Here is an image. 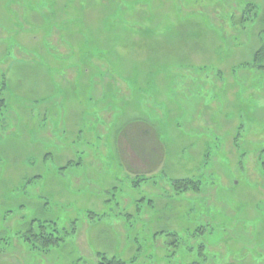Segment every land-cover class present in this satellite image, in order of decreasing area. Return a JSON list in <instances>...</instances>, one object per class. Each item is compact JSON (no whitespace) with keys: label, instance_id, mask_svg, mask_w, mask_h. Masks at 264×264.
Wrapping results in <instances>:
<instances>
[{"label":"rangeland","instance_id":"374dc122","mask_svg":"<svg viewBox=\"0 0 264 264\" xmlns=\"http://www.w3.org/2000/svg\"><path fill=\"white\" fill-rule=\"evenodd\" d=\"M263 45L264 0H0V264H264Z\"/></svg>","mask_w":264,"mask_h":264},{"label":"trees","instance_id":"16d2710c","mask_svg":"<svg viewBox=\"0 0 264 264\" xmlns=\"http://www.w3.org/2000/svg\"><path fill=\"white\" fill-rule=\"evenodd\" d=\"M235 26V25H233ZM241 27V26H240ZM239 23L236 25V30H239ZM253 67L264 69V45L257 51L255 59L252 63ZM6 87L5 81L3 82L4 91ZM1 90V92H2ZM4 109H6V100L1 98L0 100V119L3 116ZM4 122V118L0 120V123ZM264 168V164H262ZM140 182H147V178H141ZM138 183V181H136ZM168 186L174 193H176L178 197H182L184 194H189L190 192H199L202 189V183L196 182L193 180L185 179V180H169ZM92 219L98 220L99 218L94 214H91ZM37 220L31 222L30 227L27 229V232L22 234L24 240L28 243L34 244V247L41 248L44 252L49 253L52 252L53 249L59 248L66 243V238L70 237V233L74 234V230L72 232H61L56 228V225L52 223L43 222L39 227H36L34 224ZM47 224V225H46ZM48 226V228H47ZM52 230V232H50ZM201 234V231H200ZM21 235V236H22ZM173 240L169 239V247L168 251H170V258L174 255L175 251L183 246L181 239L177 235H171ZM169 237V236H168ZM176 238V239H175ZM198 248H200V255L204 259L206 258V253H208L207 248L204 243H199ZM99 263L98 264H128L127 262H123L118 260L117 258L110 259L105 255L98 254ZM172 259V258H171Z\"/></svg>","mask_w":264,"mask_h":264}]
</instances>
